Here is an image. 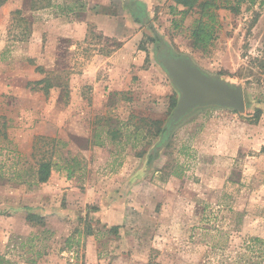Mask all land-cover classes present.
Returning <instances> with one entry per match:
<instances>
[{"label": "rangeland", "instance_id": "374dc122", "mask_svg": "<svg viewBox=\"0 0 264 264\" xmlns=\"http://www.w3.org/2000/svg\"><path fill=\"white\" fill-rule=\"evenodd\" d=\"M202 1L0 7V264H264V1L213 11L206 47L189 38ZM162 45L241 87L244 112L200 108L163 145L134 141L180 97Z\"/></svg>", "mask_w": 264, "mask_h": 264}, {"label": "water", "instance_id": "95a60500", "mask_svg": "<svg viewBox=\"0 0 264 264\" xmlns=\"http://www.w3.org/2000/svg\"><path fill=\"white\" fill-rule=\"evenodd\" d=\"M158 62L166 72L180 97L166 123L159 146L169 138L173 129L188 115L200 108L219 107L244 112L245 101L241 87L203 73L190 58L180 56L162 45Z\"/></svg>", "mask_w": 264, "mask_h": 264}, {"label": "trees", "instance_id": "16d2710c", "mask_svg": "<svg viewBox=\"0 0 264 264\" xmlns=\"http://www.w3.org/2000/svg\"><path fill=\"white\" fill-rule=\"evenodd\" d=\"M7 0H0V7L6 2ZM177 5H181L185 7V10H178V13L184 16L189 10H191L198 2V0H174ZM258 1L260 5L263 3L264 0H203L201 3L198 4V7L201 8V16L197 20H194L191 28L189 29V38L192 40L193 44L202 47H206L213 43L218 36V31L220 30V23L218 21V16L215 14V10L218 9H225L228 10L233 15H237L241 11V7L243 5H248L249 7H252L255 5ZM77 3H74L72 5L65 6V13H73V10ZM83 10V8H80ZM173 10H176L172 7ZM18 12V11H17ZM21 21L25 22L23 18H21ZM256 66L264 71V52L260 58L256 59ZM44 83V80L36 82V84ZM51 87L50 83L47 82L46 86L43 87L44 92L47 93L48 89ZM176 105V99H171V108H174ZM256 115L258 116L261 112L260 110L256 111ZM256 116V117H257ZM141 123H144V127L147 128V131L140 135V138L138 139L137 135L134 137V141H143L146 140V144L152 145L154 141L160 138L163 132V123L159 120H140ZM137 129V130H136ZM136 131L140 129V127H136ZM138 133V132H137ZM111 139L115 140L118 138L117 132L113 131L111 132ZM131 135H127V139L131 137ZM153 140V141H152ZM169 142L165 145L167 148L169 146ZM101 146V144H98ZM136 143L133 147H135ZM52 163L50 160H42L38 166L37 169V182L39 184L47 182L50 173L52 171ZM174 176L177 178H181L182 174L174 173L172 172ZM27 221L32 222L34 220L37 221H43V218L40 216H36L33 214H29L26 217ZM116 230V228H113ZM90 233V231L88 232ZM256 241V240H255Z\"/></svg>", "mask_w": 264, "mask_h": 264}, {"label": "crops", "instance_id": "0c3cea01", "mask_svg": "<svg viewBox=\"0 0 264 264\" xmlns=\"http://www.w3.org/2000/svg\"><path fill=\"white\" fill-rule=\"evenodd\" d=\"M126 1L129 3L131 8H136L137 7V9L138 8L144 9V6H141L139 4L143 3V1L145 2V0H126ZM135 13L141 15L142 12L135 11Z\"/></svg>", "mask_w": 264, "mask_h": 264}]
</instances>
